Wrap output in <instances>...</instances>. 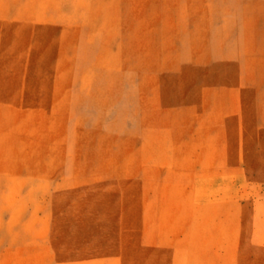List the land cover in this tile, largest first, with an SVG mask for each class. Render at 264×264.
<instances>
[{
	"label": "rangeland",
	"instance_id": "1",
	"mask_svg": "<svg viewBox=\"0 0 264 264\" xmlns=\"http://www.w3.org/2000/svg\"><path fill=\"white\" fill-rule=\"evenodd\" d=\"M0 264H264V0H0Z\"/></svg>",
	"mask_w": 264,
	"mask_h": 264
}]
</instances>
